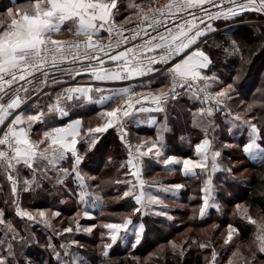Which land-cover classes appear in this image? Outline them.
I'll use <instances>...</instances> for the list:
<instances>
[{"label":"snow or ice","instance_id":"snow-or-ice-1","mask_svg":"<svg viewBox=\"0 0 264 264\" xmlns=\"http://www.w3.org/2000/svg\"><path fill=\"white\" fill-rule=\"evenodd\" d=\"M10 4L0 12V174L11 186V203L17 217L53 229L52 220L61 216L59 211L37 210L34 215L22 209L19 202L22 170L32 173V180L22 181L26 191L41 176L53 172L56 182L61 185L64 178L74 177L76 191L72 195L78 205L83 206L82 213L79 210L74 213L75 231L92 232L96 225L82 229L78 218L82 215L91 219L90 209L102 207L103 197L90 188L89 178L81 171L85 156L81 155L77 145L83 141L87 145L86 152H92L109 129L118 131L127 150V159L119 167L128 171L125 179H118L115 184L127 186L120 198L133 200L135 206L132 214L123 217L122 222L101 225L107 230L110 241L102 245V256L106 260L109 250L118 242L136 249L147 241L142 217L150 211L169 221L174 219L158 193L175 194L184 185H160L157 194L148 191L142 178L145 158H148L147 162L155 160L162 164L169 172H175L176 166H181L180 171L185 177L199 178L195 170L207 172L209 166L213 174L217 171L232 174V168L225 169L219 162L221 151L216 135L211 138L208 135L222 131L215 123L218 113L225 115V128L229 134L234 127L246 126L248 139L243 151L252 161L264 164V147L258 143L264 139V129L255 122L256 116L247 115L257 108L264 109V89L253 94L244 116L233 115L228 104L239 98L240 71L225 84L218 72L212 71L216 63L203 47L209 34L218 31L214 27L215 21L235 19L248 12L264 16V0H153L147 7L137 0H26L24 3L10 0ZM64 31L72 38H55ZM216 47L223 48L226 54L239 55L243 67L246 61L235 40L227 47L220 44ZM260 48L264 50V44ZM83 76H88L89 80H78ZM155 83L161 84L155 91H137L138 88L151 89ZM108 84L118 86H104ZM48 88L53 92L46 91ZM181 95H187L201 105L193 114L194 120L199 117L196 123L204 132V138L195 145L199 159L165 155L167 148L162 133L167 130L166 122L156 140L133 146L125 125L138 113L164 112L166 105L177 101ZM33 97L35 102L29 103ZM44 97L48 102L41 104ZM144 102H150L153 107L145 108ZM85 104L103 108L97 114L101 122L86 131L83 117L73 119L71 115L74 109ZM63 118L68 122L64 123ZM57 120L59 126L55 125ZM151 122L157 123L154 119ZM33 125L45 128L38 139H32ZM229 146L226 143L220 145ZM66 161L70 167H62ZM109 161L112 162L111 157ZM129 175L136 183L127 179ZM200 191L199 216L203 218L213 207L219 211L220 205L215 202L217 189L210 175ZM155 206H163L165 210L154 211ZM235 209L242 220L255 227V233L251 245L247 246L250 257H245L238 246L232 250L240 230L232 224L226 226L222 250L231 252L227 264H256L258 254L264 255V215L253 218L249 208L242 204H236ZM134 216L141 222L136 223ZM0 226L4 229L0 264H33L23 253V246L33 237L23 235L11 221H6L2 209ZM72 231L71 226L63 229V233ZM56 235L62 233L56 230ZM191 243H198L200 249H210V258L205 257L206 264H221L218 260L221 254L210 241H184L179 245L168 241L167 247L174 255L183 257L185 246ZM17 245L21 247L18 249ZM70 247L63 243L57 246L50 237L46 250L55 257L56 264H87L84 258L71 252ZM165 247L161 245L156 255L163 253Z\"/></svg>","mask_w":264,"mask_h":264},{"label":"trees","instance_id":"trees-1","mask_svg":"<svg viewBox=\"0 0 264 264\" xmlns=\"http://www.w3.org/2000/svg\"><path fill=\"white\" fill-rule=\"evenodd\" d=\"M137 2L143 4L146 3L145 7H147L149 4H152L151 0H137ZM0 3L3 4L0 6V11H3L6 7L11 6L8 5L10 4V0H0ZM120 19H123V17ZM248 19H258L259 23H255L250 26L241 24L237 26L238 28L235 27L237 30H235V28L232 29L235 37L238 39H244V37L248 36V38H245L248 44L243 48L242 51L245 55L251 57V63L248 66L246 73L242 74L243 76L240 74L241 87H239L237 90L240 93L239 98L235 99L234 102H229L228 105V108L230 107L232 111L236 112L245 109L246 105L252 102L253 94H256L258 89H264V50H261L260 48V45L264 44V35H262L264 34V27H260V25H264V23L260 21L264 19V16H261L255 12H248L235 19L227 21H215L218 27H221L220 23L222 22H240ZM254 27H259L261 35H255V37L249 39L251 30L255 29ZM213 36L222 37L221 30L213 33ZM68 37L72 36L58 38ZM223 45L227 47L229 45V41L223 40ZM220 51L222 52L221 54H219L217 57L214 56L216 67L212 70H214V72H218L221 81L226 84L231 82V76L236 74L241 66V61L235 56L225 59L223 49ZM135 83H140V81ZM164 84H168V81H164ZM160 87V83H155L151 89L138 88L137 91H155ZM47 102L48 101L46 97L41 98L40 100L41 104ZM178 102H181L182 104ZM231 104L232 106L234 105L233 108ZM183 105L186 108L182 109ZM200 106L201 105L199 101L189 98L187 95H182L177 100V102L175 101L168 103V110L170 108V111L167 112L169 116L168 124H170L169 126L171 128H167L165 134L167 137H171L170 140L168 139L169 141L175 142L176 140H173L172 136L181 135V138L179 137V142L182 147H185L184 142L187 140V138L191 140L190 145L196 143L200 138H204V132L199 126H197L196 121L194 122L193 115L196 113L193 112L196 107L199 108ZM102 110L103 108L98 105L91 108H84L79 112L76 111L74 114H80V116L83 117L84 130L86 131L88 127H94L101 122L97 114ZM220 114L221 113L217 114V121H219L221 118ZM137 115L133 121H130L126 124V127L134 141L135 133L137 135L153 136L155 134L157 123L156 126L153 125L151 129H148V127L145 128L143 126H137L135 125V119L139 117ZM247 115L256 116L258 119L255 122L258 123L259 127L264 129V118H262L264 117V109L257 108ZM198 119L199 117H196V120ZM224 121L223 123L225 124ZM63 122H65L64 119ZM55 125L59 126V123L55 121ZM40 128L45 130L43 125H41ZM220 129H222V131L218 133H208L209 138H211L213 135H216L218 141L217 147L219 149L224 148L220 147V145H222V143L225 141H234L238 144L241 143L242 140L240 137L236 135H230L221 127ZM244 137L247 139L246 135H244ZM258 142L262 147H264V139H261ZM86 148L87 145L82 141V143L79 145V151L81 155L85 156V160L80 166L81 171L87 178H89L88 184L90 188L96 190L97 193L103 197V206L94 210V218L87 219L83 218L82 216L78 218L80 225H96V228L92 232H77L75 236V239L81 245L80 249L86 256L89 257V264H206L205 257L207 256L210 258V249H200L198 244L194 246L196 243H191L190 246H185V254L183 257H180L178 255H174L170 247H167L168 241H170L173 236L181 234L188 228L193 229L194 231H190L189 235H187L186 239H184L181 243H179V239H181L179 237L178 245L182 244L184 241L190 242L195 240V237L197 236L199 237L196 238V241L199 240L198 242H207V240L211 239L214 243L211 244L213 246L215 245V247L218 248V252L221 254L220 257H218V260H220L222 264L224 263L226 256L231 254L230 251L222 250L223 239L226 235V226L228 224H232L240 230V236L239 239L236 240V244L247 242L254 230L253 225L240 218L235 209V205L238 202H241L248 208L258 210L264 214V164H261L258 161H252L249 159L247 154L245 156H243V154L238 155L226 148L223 150L224 156L228 157L232 164L227 162L228 160L225 157H221L222 160L224 159V163H226L225 169L229 167L232 168V174L236 176H238L237 171L239 169H251V173L248 175V177H245L247 178V181H245L244 184H238L236 182L238 181V178L243 179V176H238L235 177V179L232 178L231 180H224L223 183H225L229 189L227 195L224 189L221 187L218 188L219 197L223 202L221 206V213L214 210L207 218L199 217L198 209L202 203V193L200 191L199 185L203 183V178L206 173L202 172L200 169H197L195 171L199 178L196 176L185 177L180 171L181 166H176L177 170L175 172L178 173V179L183 183L182 185H184V187L179 191L180 195L172 193L164 194L162 192L159 195L162 199L170 198L184 206H167L168 213H175L176 215L174 216V219L171 220V222H168L169 220H167V218L154 215L153 213L145 215L143 220L146 227L147 241L142 243V245L138 246L136 249H131L130 246H126L124 243H117V245H114L113 248L109 250V257L106 260L102 256V245L105 243V241H110L107 239V234H105L104 238L102 239V232L104 234L107 232V230L103 229L101 225L110 221L118 223L122 222L123 217L132 214V209L135 206L133 200L128 198H120L123 191L125 190L123 185L114 184L116 180H122V178L125 177V172L128 171L127 169H121L119 167V164L127 159V153L115 135L113 129H109L107 133L100 137V142L94 151L86 152ZM169 151L170 155L179 154L175 149H170ZM183 152L184 151L181 152L183 156L187 155ZM109 157H111L112 162L109 161ZM238 159H240L242 162L237 167L233 163L238 161ZM151 166L152 168L146 169V176L151 175L152 171L164 169V166L155 165L153 163H151ZM62 167H70V163L66 161ZM28 177L29 180H32V173L29 174ZM91 178L95 179L93 180ZM97 185H99V188H96ZM74 191H76V181L74 177L64 178V184L61 185L56 182V176L53 172H49L46 176H41L38 182L32 185L30 190L26 191L21 187L19 191V197L22 201L24 209L27 207L31 209L50 208L53 211H59L61 213V216L56 218V222H52L53 229H49L48 231L53 237L54 243L58 246L61 240L68 241L70 239V233L61 232L62 235L58 236L56 235V230L63 231L62 229L67 226H71L74 229L76 227L75 221L73 219L74 213L78 210L83 211V206L78 205L77 199L72 195ZM12 199L13 196L9 188V183L6 178H3L0 185V209L5 211L6 221H11L23 235L28 236L29 228L31 227L27 226L26 228L24 223L32 222L27 221L26 218H20L15 215L14 205L11 203ZM6 201L8 202L6 203ZM162 210L165 209L162 208ZM231 212L234 214V217L232 218L229 216ZM133 219L135 222L139 220L136 216H134ZM213 224L216 226L211 227ZM162 225H164V228ZM204 227H211L210 229L213 230L207 231L206 235L195 234V231H198V229L205 230ZM33 230L38 232L37 229ZM207 235H209V238ZM2 236L3 226H0V241ZM41 240L44 243L37 244H41L44 247L30 242L29 245L25 246L24 254L32 262L38 264H45V262H48V264H56L55 257L51 255L49 250H46L44 245L48 243V239L42 238ZM161 245L166 246L165 250L163 253L156 255L157 250ZM235 245L232 247V250H234ZM259 255L263 258L261 254Z\"/></svg>","mask_w":264,"mask_h":264},{"label":"rangeland","instance_id":"rangeland-1","mask_svg":"<svg viewBox=\"0 0 264 264\" xmlns=\"http://www.w3.org/2000/svg\"><path fill=\"white\" fill-rule=\"evenodd\" d=\"M24 2H26V1H24V0H19V1H17V3H24ZM151 2L153 3V0H151ZM151 2H149V3H151ZM158 2H163V0H158ZM143 6H145L146 5V3H141ZM148 4V3H147ZM1 5H3V4H1L0 3V6ZM8 5H11V4H8ZM4 11V10H3ZM3 11H0V12H3ZM262 23H264V19L263 20H260ZM255 23H259V20L258 19H254V20H243V21H240V22H238V21H235V22H232V21H229V23H227V22H222V23H220V26L221 27H218V25L214 22V27H216L217 29H218V31L219 30H221V34H222V37H214L213 36V33H211V34H209V36L207 37V44L206 45H204L203 47H204V49L206 50V51H208L211 55H212V57H213V59H214V56H218L219 54H221L222 52L220 51V50H222L223 48H217L216 47V45L217 44H220V45H223V40H227V41H229V43L232 41V40H235L236 42H237V44H239L240 46H241V49L243 50V48L245 47V46H247V44H248V42L245 40V38H248V36L247 37H244V39L243 38H240V39H238L237 37H235V35H234V33L232 32V29L233 28H235V27H237L238 25H241V24H246L247 26H250V25H252V24H255ZM238 28V27H237ZM255 29H252L251 30V34H250V37H249V39H251V38H253V37H255V35H261V33H260V31H259V27H254ZM235 30H237L236 28H235ZM215 33V32H214ZM212 37V38H211ZM210 38V39H209ZM224 53V57H225V59L226 58H229V57H233V56H235V57H237V58H239V55H232V54H226L225 52H223ZM243 55H244V58H245V63H244V65H243V67H241L240 66V68L238 69L239 71H240V74H241V76H243L242 74H244V73H246V70H247V68H248V66L250 65V61H251V57L250 56H248V55H245L244 53H243ZM213 72H214V70H212ZM113 86H115V85H113ZM112 87V86H111ZM171 102H175V101H171ZM177 102V101H176ZM178 103H181V102H178ZM182 104V103H181ZM229 105V104H228ZM88 106V105H87ZM87 106H84V107H80V108H78V109H74L73 111H72V113H71V115L72 114H74L76 111L77 112H79V111H81V110H83L84 108H87ZM93 106H98L97 104H91V105H89L88 107H93ZM231 106H232V104H231ZM234 107V105L232 106V108ZM184 108H186L184 105H183V108L182 109H184ZM230 108V107H229ZM199 108L198 107H196V109L193 111V112H197V110H198ZM231 109V108H230ZM103 111V110H102ZM168 111H170V108H169V110H168V108L162 113L163 114V116H161V117H159L158 118V123H157V126H156V124H155V126H156V129H155V134L153 135V136H145V135H137L136 133L134 134V136H135V143L136 144H140L142 141H154V140H156V138H157V135H158V131L164 126V124H165V122L168 120H166L165 122H164V118H165V114L168 112ZM232 111V110H231ZM232 113H233V115H235L236 113H239V114H241L242 116H244L245 114H246V108L245 109H243V110H240L239 112H236V111H232ZM147 113L146 112H143V113H141V115H146ZM221 115V118L219 119V121H217L216 120V118H217V115H216V117H215V123L219 126V127H221V128H223L224 130H226V132H227V129L225 128V124L223 123V121L224 122H226V117H225V115L223 114V113H221L220 114ZM140 116V115H139ZM142 117V116H141ZM168 118H169V116H168ZM171 118V117H170ZM138 119V118H137ZM182 119V118H181ZM227 119L228 120H231V117H227ZM176 120V119H175ZM196 120H194V122H195ZM130 122V121H129ZM170 124H168V121L166 122V126H167V128L168 129H170L171 127L169 126ZM152 128V126H149L148 127V129H151ZM162 135H163V140H164V143H165V145H166V148H168L167 149V151H166V153H165V155L167 156V155H170V149L172 150V149H175V150H177L178 152L177 153H179L178 155H176V154H171L172 156H176V157H178V158H181V159H183V158H190V159H192V160H198L199 159V156L197 155V153H196V150H195V145L197 144V143H199L200 141H201V139H203V138H200L196 143H194V144H192V145H190L191 144V140L189 139V138H187V140L184 142V145H185V147L183 146L182 147V145L180 144V142H179V137L181 138V135H175V136H172L173 137V140H176L175 142H172V141H169L170 139H171V137H167L166 136V134H165V131L162 133ZM230 135H232V136H234V135H236V136H238V137H240V139L242 140L241 141V143H237V142H234V141H225L224 143H222V145L223 144H228V145H230L229 147H224V148H220L219 150L221 151V157H225L228 161L227 162H229L230 164H232L231 163V160L228 158V157H226V156H224V149H228L229 151H232V152H235L236 154H238V155H242L243 154V156H245L246 155V153H244V151H243V145L247 142V139H248V135H247V130H246V126H243V125H241V126H239V127H234L233 128V132L230 134ZM243 135V136H242ZM244 135H246L247 136V139H246V137H244ZM118 138V137H117ZM169 139V140H168ZM118 140H119V138H118ZM134 140V139H133ZM120 141V140H119ZM169 141V142H168ZM121 142V141H120ZM259 143V142H258ZM122 144V143H121ZM122 146H123V144H122ZM150 146V145H149ZM124 147V146H123ZM125 149V148H124ZM182 151H184L183 153H185V154H187V155H185V156H183L182 155ZM148 160V158H145V160ZM147 160H146V163L144 164V167H143V172H142V178L144 179V181L146 182V189L148 190V191H151L153 194H157V188L160 186V185H164V186H170V185H173V184H183L181 181H179V179H178V173L177 172H169V171H165L164 169L163 170H156V171H152V174L151 175H149V176H146V174H145V172H146V169H150V168H152V166H151V163H153V164H155V165H160V166H163L162 164H158V163H156L155 162V160H152L151 162H147ZM220 164L222 165V167L223 168H225L226 167V163H224V159L222 160L221 158H220ZM241 160L240 159H238V161H235L233 164L234 165H236L237 167L241 164ZM197 170V169H196ZM241 169H239L237 172H238V176H243V179H241V178H238V181H236L238 184L240 183V184H244V182L245 181H247V178H245V177H248V175H250V173H251V169H243V170H241ZM206 174H205V176H204V178H203V183H201V185H199V187H200V189H201V187H203V184H204V181L208 178V176L210 175L211 177H212V180H213V183H214V185L216 186V189H217V191H216V193H215V195H216V203H218L219 205H220V210L218 211L215 207H213V208H210L208 211H207V213H206V215L203 217V218H207V217H209L210 215H211V213L215 210V211H217V212H219V213H221L222 212V209H221V206H222V204H223V202L221 201V199H220V197H219V194H218V188H222V189H224V191L227 193V195H228V189H229V187L225 184V183H223L224 182V180H226V179H228V180H231L233 177H238V176H236V175H233V174H231V175H228L226 172H224V171H217L216 173H212L211 172V167L209 166V168H208V170H207V172H205ZM123 179H125V177L124 178H122V180ZM127 179H129L130 181H132V183H136V181H135V178L134 177H132L131 175H129L128 177H127ZM115 184V183H114ZM149 185H155L154 187H151V188H149L148 186ZM123 187L125 188V190H126V188H127V186L126 185H123ZM156 193H155V192ZM158 194H161V193H158ZM176 195H180V193L179 192H176L175 193ZM175 195V196H176ZM172 196V195H171ZM172 198V197H171ZM163 202H164V205H167V206H175V205H180V206H184V205H181L180 203H178L177 201H173V199H163ZM237 204H242L241 202H238ZM243 205V204H242ZM162 208H163V206H155L154 207V211H162ZM27 209V211H30V212H32L34 215L36 214V212H37V210H45V211H53V210H51L50 208H35V209H31V208H25V210ZM96 209V208H95ZM95 209H90V212H91V217L92 218H94V210ZM80 211V210H79ZM249 211H250V214L253 216V218H258L259 216H261V215H264L263 213H261L260 211H258V210H255V209H250L249 208ZM81 213H82V211H81ZM149 213H152V211H150ZM148 213V214H149ZM169 215H171L173 218H174V216H176L175 215V213L174 214H172V213H168ZM82 216V215H81ZM145 216V215H144ZM144 216L142 217V220H143V218H144ZM229 216H231V218L232 217H234V214L231 212V214L229 215ZM83 217V216H82ZM200 217V216H199ZM57 218V217H56ZM56 218H53V220H52V222H56L55 220H56ZM84 218V217H83ZM164 218H166V217H164ZM201 218V217H200ZM87 219H89V218H87ZM110 222H112V223H118V222H113V221H110ZM139 222H141L140 221V219L138 220V221H136V223H139ZM143 222H144V220H143ZM168 222H171V221H168ZM107 223H109V222H107ZM92 224H84V225H81V228L82 229H85V228H88V227H90ZM24 226L27 228V226H30L31 228H29V233H28V236L29 235H31L32 237H33V239L32 240H30L29 241V243L31 242V243H36V245H41V244H43L44 242H42V238L43 239H48L49 240V238L51 237V239H52V242L54 243V241H53V237L51 236V234L48 232L49 231V229L48 228H45L43 225H41V224H39V223H29V222H26V223H24ZM163 226V228H164V225H162ZM212 226H216L215 224H213V225H211V227ZM68 227V226H67ZM210 227V228H211ZM235 227V226H234ZM66 228V227H65ZM130 228H131V226H130ZM205 228V230L204 229H198V231L196 230L195 231V234H198V235H206L207 234V231H212L213 229H210L209 227H204ZM33 229H37L38 230V232L37 231H34ZM63 230V229H62ZM169 230V229H168ZM193 229H190V228H188V229H186L185 231H183L181 234H178V235H176V236H173V238L170 240V241H174V242H176L177 244H178V238L180 237L181 239H179V243H181L184 239H186V236L187 235H189V233H190V231H192ZM3 231H4V229H3ZM194 231V230H193ZM60 232H63V231H60ZM76 233H77V231H75V228L73 229V231L69 234V236H70V239L68 240V241H64V240H61L60 242H59V245L60 244H65V245H70L71 247H70V250H71V252H73L74 254H76V255H78V256H80V257H82V258H84L86 261H87V264H89V257L88 256H86L84 253H83V251L80 249V243L75 239V236H76ZM79 233H88V232H86V231H83V230H81V231H79ZM78 233V234H79ZM103 233V232H102ZM254 233H255V227H254V230H253V232H252V234L250 235V238H249V240H247V242H245V243H238V244H236L235 245V248H234V250L233 251H235L236 250V247L238 246L239 248H240V251L242 252V254L245 256V257H250V253H249V251H248V248H247V246L248 245H251V243H252V241H253V239H254ZM105 234H107V232H105L104 233V235ZM208 236V238H209V235H207ZM196 238H199L198 236L197 237H195V241H196ZM2 239H3V236L1 237V241H2ZM72 241H75V242H77L76 244H72L71 242ZM199 241V240H198ZM197 241V242H198ZM211 242V243H213L212 242V240L210 239V240H207V242ZM37 243H41V244H37ZM105 243H107L106 241H105ZM119 244H122L123 242H118ZM55 244V243H54ZM198 243H196L194 246H196ZM214 244V243H213ZM29 245V244H28ZM33 245H35V244H33ZM45 245V247H46V245H47V243L46 244H44ZM56 245V244H55ZM18 246V245H17ZM25 246L26 245H24L23 246V253H24V251H25ZM41 246H43V245H41ZM58 246V245H57ZM215 246V245H214ZM44 247V246H43ZM18 248H20V245L18 246ZM216 249H218V248H216ZM218 251V250H217ZM25 255V254H24ZM26 256V255H25ZM229 256H231V254L230 255H228V256H226V258H225V260H224V263H222V264H227V260H228V258H229ZM263 256V258L262 257H260V255L258 254V259H257V261H256V264H264V255H262ZM33 264H38V263H35V262H33Z\"/></svg>","mask_w":264,"mask_h":264},{"label":"crops","instance_id":"crops-1","mask_svg":"<svg viewBox=\"0 0 264 264\" xmlns=\"http://www.w3.org/2000/svg\"><path fill=\"white\" fill-rule=\"evenodd\" d=\"M66 36H72L70 33H68L67 31H64L61 35H59V36H57L56 38H58V37H66ZM78 80H80L81 82H87L88 80H89V77L88 76H83V77H78ZM135 82H137V81H135ZM134 82V83H135ZM105 87H113V85H111V84H108V85H104ZM115 86H118V85H115ZM46 91H48V92H53V89H51V88H48V89H46ZM55 91H59V89H56ZM35 97H33V99L31 100V101H29V103H34L35 102ZM89 106V105H91V104H85V106ZM87 106V107H88ZM84 107V106H83ZM82 108V107H81ZM168 108V104L166 105V107H165V110ZM78 109V108H77ZM147 114L144 116V115H141V113H138L139 115H137V116H139L138 118H140V119H135V125H137V126H143V127H145V128H147V127H149V126H153V125H155L156 123H152L151 121L154 119L157 123H158V118L159 117H161V116H163V112H157V111H150V112H146ZM81 117L80 116V114H74V115H72V118L73 119H75V118H77V117ZM142 116V117H141ZM64 120H65V122L64 123H67L68 122V120H67V118H63ZM168 119V114L166 113L165 114V118H164V122L166 121ZM168 121V120H167ZM166 121V122H167ZM57 122L58 123H60V121L59 120H57ZM40 126L41 125H33V132H32V139H38L41 135H42V132L44 131L43 129H41L40 128ZM77 147H78V149H79V145H77ZM65 163V162H64ZM63 163V164H64ZM25 171H26V173H25ZM29 174H31V172L29 171V170H27V169H24V170H22L21 171V174H20V177H21V184H22V181L24 180V179H28L29 180ZM3 178H6L3 174H0V185H1V180L3 179ZM39 184V183H38ZM22 187V189H23V186L22 185H20L19 186V189ZM20 191V190H19ZM33 196V195H32Z\"/></svg>","mask_w":264,"mask_h":264},{"label":"built area","instance_id":"built-area-1","mask_svg":"<svg viewBox=\"0 0 264 264\" xmlns=\"http://www.w3.org/2000/svg\"><path fill=\"white\" fill-rule=\"evenodd\" d=\"M105 35H106V33H105ZM72 37H68V38H58V39H71ZM147 91H154V90H147ZM142 92H146V91H142ZM182 96V95H181ZM143 106L145 107V108H152L153 107V105H151V103L150 102H144L143 103ZM137 107H140V105H137ZM125 127H126V125H125ZM114 130V133H115V135L119 138V133H118V131L116 130V129H113ZM126 130H127V132H128V140L131 142V144L133 145V146H135V145H137L135 142H134V140H133V138H132V136H131V134H130V132H129V130L127 129V127H126ZM120 140V139H119ZM124 146V145H123ZM125 148V147H124ZM126 150V149H125ZM126 153H127V150H126ZM133 171H135L134 169H133ZM9 188H10V191H11V186H10V184H9ZM19 202H20V207L22 208V209H24V206H23V204H22V201H21V199H20V197H19Z\"/></svg>","mask_w":264,"mask_h":264}]
</instances>
